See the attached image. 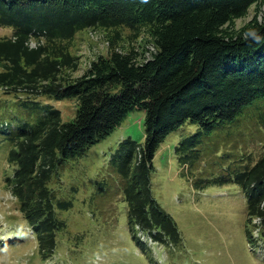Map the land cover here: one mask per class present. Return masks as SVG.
Returning a JSON list of instances; mask_svg holds the SVG:
<instances>
[{"label":"trees","instance_id":"trees-1","mask_svg":"<svg viewBox=\"0 0 264 264\" xmlns=\"http://www.w3.org/2000/svg\"><path fill=\"white\" fill-rule=\"evenodd\" d=\"M252 3L262 6L261 18L229 28ZM0 26L11 28L0 36V88L35 111L12 136L7 159L15 166L6 185L42 257L56 249L57 235L67 227L68 211L61 212L72 205L49 185L56 167L83 154L134 107L144 109V138L118 141L108 182L96 190L115 177L132 238L150 260L145 239L180 240L151 185L153 157L173 130L179 164L197 168L210 152L220 159L217 173L196 177L197 188L235 181L246 199L247 235L251 217L264 226V0H0ZM90 27L104 30L107 49L76 74L80 59L71 46L76 33ZM148 42L153 49L145 54ZM42 96L74 98L75 114L63 120ZM245 111L258 125L261 154L254 161L252 150L243 164H225L227 155L216 154L211 138ZM9 125L0 122V131Z\"/></svg>","mask_w":264,"mask_h":264},{"label":"rangeland","instance_id":"rangeland-1","mask_svg":"<svg viewBox=\"0 0 264 264\" xmlns=\"http://www.w3.org/2000/svg\"><path fill=\"white\" fill-rule=\"evenodd\" d=\"M261 8L255 3L250 4L248 12L233 19L229 28L238 29L253 16L261 18ZM10 33V27L0 26V36ZM139 41L145 42L140 38ZM30 44L34 45L35 40L31 39ZM145 46L148 48L145 54H149L152 44L148 42ZM71 47L80 59L77 74L96 54L106 52L105 32L99 27L83 29L76 33ZM40 100L58 107L63 120L75 114L74 98L42 96ZM34 112L20 106L14 94L0 88V122L10 123L8 132L0 131V264H264V258L257 250L248 246L246 199L240 185L229 181L197 188L196 177L217 173L220 159L210 152L198 161L197 168L179 164L174 153L178 139L175 130L164 137L155 152L151 185L156 199L172 215L180 240L162 243L145 239L154 261L148 257V250L143 252L136 244L127 224V205L118 200L120 192H115L120 187L118 181L111 176V185L96 188L108 178V160L118 141L127 135L143 140L142 107L130 109L122 122L105 137L90 145L83 154L70 157L56 167L49 185L60 196L70 198L72 205L61 212L64 216L63 213L68 211L67 227L57 235L56 249L51 256L42 257L36 238L6 185V177L12 174L15 166L7 159L12 136L19 121ZM237 119V122L219 128L211 138L213 145L214 140L218 144L216 154L227 155L222 159L225 164L229 160L243 164L246 154L252 150L254 161L261 154L262 146L259 147L257 141L261 137L255 133L257 123L246 111ZM231 126L234 131L227 133ZM211 162L215 165H210ZM97 211L99 213L95 214ZM256 222L257 219L251 217L249 228ZM141 237L144 239L143 235Z\"/></svg>","mask_w":264,"mask_h":264},{"label":"clouds","instance_id":"clouds-1","mask_svg":"<svg viewBox=\"0 0 264 264\" xmlns=\"http://www.w3.org/2000/svg\"><path fill=\"white\" fill-rule=\"evenodd\" d=\"M142 2L147 3V0H142Z\"/></svg>","mask_w":264,"mask_h":264}]
</instances>
